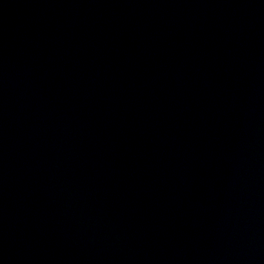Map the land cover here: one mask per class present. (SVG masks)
I'll list each match as a JSON object with an SVG mask.
<instances>
[{
	"label": "water",
	"instance_id": "water-1",
	"mask_svg": "<svg viewBox=\"0 0 264 264\" xmlns=\"http://www.w3.org/2000/svg\"><path fill=\"white\" fill-rule=\"evenodd\" d=\"M0 264H264V0H0Z\"/></svg>",
	"mask_w": 264,
	"mask_h": 264
}]
</instances>
